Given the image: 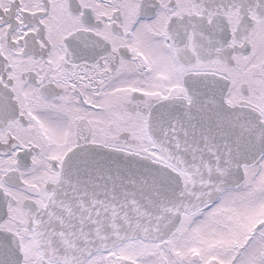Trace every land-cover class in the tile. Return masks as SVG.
I'll return each instance as SVG.
<instances>
[{
    "label": "snow or ice",
    "instance_id": "obj_1",
    "mask_svg": "<svg viewBox=\"0 0 264 264\" xmlns=\"http://www.w3.org/2000/svg\"><path fill=\"white\" fill-rule=\"evenodd\" d=\"M0 264H264V0H0Z\"/></svg>",
    "mask_w": 264,
    "mask_h": 264
}]
</instances>
